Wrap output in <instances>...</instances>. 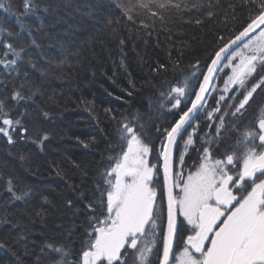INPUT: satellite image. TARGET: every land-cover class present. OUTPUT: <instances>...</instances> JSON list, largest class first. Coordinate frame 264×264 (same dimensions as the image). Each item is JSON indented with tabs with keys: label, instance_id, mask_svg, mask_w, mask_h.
I'll return each instance as SVG.
<instances>
[{
	"label": "snow or ice",
	"instance_id": "obj_1",
	"mask_svg": "<svg viewBox=\"0 0 264 264\" xmlns=\"http://www.w3.org/2000/svg\"><path fill=\"white\" fill-rule=\"evenodd\" d=\"M6 3L7 0H0V9L16 16L21 32L28 29V40L23 41L20 32L0 27V35L7 31V36L13 38L12 42L0 40L6 49L4 56L11 53L12 57L0 59V65L5 73L22 77L18 86L13 84L10 96L0 91V136L9 145H14L17 139H31L43 145L49 135L44 132L38 139H32L30 133L37 131V127L35 123L24 122L25 115H32L27 109L17 117L11 116L21 102H34L33 97L42 94L39 78L30 77L28 71L21 72L18 66V61H25L22 53H26L29 45L39 47L31 26L21 19L34 15L37 5L34 0H22L23 13H20L10 5L6 7ZM230 7L235 13L236 6ZM240 7L248 11L247 22L227 40L222 35L218 37L220 44L206 65V72H200L203 79L198 81V89L193 90L187 82L170 86L167 99L173 109L180 111L162 133L156 127L155 132L164 137L158 148L146 139L149 132L141 114L131 119L124 116L117 122L119 153L109 155V165L94 181L95 194L85 204L87 240L79 259L72 258L73 253L66 245L29 240L25 235L30 231L27 226L5 218L2 222L9 226V232L17 228L21 231L14 240L18 247L0 242V251L4 253L0 264H129V257L132 264H154L153 258L158 264H173L174 255L175 264H264V96L258 103L255 100L258 91L264 93V0H241ZM115 8L119 16L115 20L109 18L108 26L126 20L129 23L125 28L135 31L137 38H141L139 29H143L147 37L157 33L159 42L157 21L169 33L166 39L172 40L167 21L175 23L179 19L189 23L183 13L199 11L202 5L190 0H115ZM133 9L139 11L134 13ZM206 15L212 18L215 12L207 11ZM195 23L202 21L197 18ZM137 24L138 29L131 28ZM124 42L120 40L121 45ZM26 63L40 77L47 75L30 57ZM150 70L158 74L167 71V65L158 63ZM221 72L225 73L223 94L216 100V107L207 113L208 131L200 136L203 150L196 171L189 172L185 178V153L196 145L195 137L200 130L198 116L205 108L213 80ZM127 94L133 95L131 91ZM186 96L190 106L183 101ZM9 99L14 103L6 111ZM254 104L259 110L255 124L243 126L247 115L256 113ZM37 111L45 119L50 116L39 106ZM181 142L183 150L177 161L175 151ZM153 154L157 163L150 159ZM19 159L24 160V155ZM160 161L162 186L156 179ZM177 163L180 171L176 170ZM57 175L63 173L57 170ZM7 191L11 201L23 203H27L31 193L28 188L18 193L11 178L7 181ZM43 199L49 203L47 197ZM67 204L72 206V201L68 200ZM35 214L40 216L41 212ZM182 231L184 247L176 255L175 245Z\"/></svg>",
	"mask_w": 264,
	"mask_h": 264
},
{
	"label": "trees",
	"instance_id": "obj_2",
	"mask_svg": "<svg viewBox=\"0 0 264 264\" xmlns=\"http://www.w3.org/2000/svg\"><path fill=\"white\" fill-rule=\"evenodd\" d=\"M34 2L37 5L35 14L21 19L31 26L39 47L29 45L26 53H22L25 61H18V66L21 72L28 71L30 77L39 78L42 94L33 97L34 102H21L11 116L17 117L19 112L27 109L32 115H25L24 122L35 123L37 127V131L30 133L32 139H38L44 132L48 133L49 139L43 145L33 143L31 139H17L14 145H9L6 138L0 136V242L18 247L14 240L21 229L9 232V226L2 222L7 218L27 226L30 231L25 235L29 240L37 244L55 241L66 245L73 253L72 258L78 260L87 240L85 204L95 194L94 181L109 165V155L119 153L117 122L124 116L131 119L137 113L141 114L149 132L146 139L158 148L164 137L155 132L156 127L162 133L178 118L180 111L173 109L167 99L170 86L187 82L193 90L198 89V81L203 78L200 72H205L210 57L220 44L218 37L222 35L227 40L238 31L247 22L248 11L240 7L241 0H190L202 8L183 13L184 19L191 21L189 23L179 19L175 23L167 21L172 40L166 39L169 33L163 31L164 25L157 21L158 42L157 33L147 37L143 29H139L141 38H137L135 31L125 28L129 23L126 20L108 26L109 18L115 20L119 16L115 0ZM9 5L13 11L23 13L22 0H7L6 7ZM209 5L213 7L209 8ZM230 5L236 6L235 13ZM136 11L139 9H133L134 13ZM207 11H214L215 15L209 18ZM197 18L201 24L195 23ZM0 27L20 32L22 40H28V29L21 32L16 16L4 9H0ZM131 28L138 29L139 25H131ZM5 39L13 40L7 36V31L0 35V40ZM121 39L125 41L123 45ZM5 51L0 44V59H11V53L4 56ZM29 57L47 73L45 77L28 67L26 60ZM158 63L166 64L167 71L153 73L150 69ZM21 78L15 73H5L0 65V91L10 96L13 84L18 86ZM224 78V72L218 74L205 108L198 116L200 130L195 137L196 145L190 146L185 153L184 176L199 164L203 150L200 136L208 131L207 113L216 107V100L221 95L216 86H221ZM6 81L10 83L6 84ZM129 91L133 95L129 96ZM161 92L165 95L161 96ZM183 101L190 105L189 97H184ZM13 103L7 100L5 110ZM37 106L48 111L49 118L45 119ZM258 114L257 108L255 114L247 115L243 126L254 125ZM182 150L183 142L175 151L177 161ZM22 154L24 160L19 159ZM150 159L157 163L155 154ZM57 170L63 175L58 176ZM176 170L180 171L178 163ZM10 178L18 193L25 188L31 190L27 203L11 201L7 191ZM156 179L162 186L160 173ZM81 193H84L83 197ZM44 197L49 203L44 202ZM68 200L72 201V206L67 204ZM36 211L41 215L37 216ZM184 235L182 231L176 242V255L182 248ZM3 256L0 251V257ZM128 259L132 264L131 257ZM153 259L154 264H158Z\"/></svg>",
	"mask_w": 264,
	"mask_h": 264
},
{
	"label": "rangeland",
	"instance_id": "obj_3",
	"mask_svg": "<svg viewBox=\"0 0 264 264\" xmlns=\"http://www.w3.org/2000/svg\"><path fill=\"white\" fill-rule=\"evenodd\" d=\"M226 71H227V70H226ZM224 79H225V78H224ZM224 79H223V81H222V85H221V86H218V85L216 86V89H217L216 91H219L221 94H223V93H222V90H223V88H224ZM225 95H226V94H225ZM262 96H264V93H260V92L258 91V94H257L256 97H255V100H256L257 103L261 100V97H262ZM254 106H255V104L253 105V107H254ZM195 171H196V169H195L193 172H195ZM188 174H189V173H188ZM188 174H187V175H188ZM187 175H185V178L187 177ZM183 247H184V246H183ZM183 247H182V248H183ZM182 248H181V250H182ZM181 250H180V251H181Z\"/></svg>",
	"mask_w": 264,
	"mask_h": 264
},
{
	"label": "water",
	"instance_id": "obj_4",
	"mask_svg": "<svg viewBox=\"0 0 264 264\" xmlns=\"http://www.w3.org/2000/svg\"><path fill=\"white\" fill-rule=\"evenodd\" d=\"M210 63V62H209ZM207 70V69H206ZM206 70H205V72H206ZM203 79V78H202ZM215 80V79H214ZM214 80H213V82H212V85H213V83H214ZM212 88V87H211ZM211 88H210V90H211ZM208 96V95H207ZM190 106V105H189ZM161 163H160V165H161V168H160V174H161V180H162V185H163V170H162V161H160ZM165 218H166V198H165ZM171 259L173 260V257H171Z\"/></svg>",
	"mask_w": 264,
	"mask_h": 264
},
{
	"label": "flooded vegetation",
	"instance_id": "obj_5",
	"mask_svg": "<svg viewBox=\"0 0 264 264\" xmlns=\"http://www.w3.org/2000/svg\"><path fill=\"white\" fill-rule=\"evenodd\" d=\"M183 239H184V238H183ZM183 239H182V247L184 246V244H183ZM175 251H176V245H175ZM174 256H175V255H174ZM174 256H173V260H174V258H175ZM173 260H172V261H173Z\"/></svg>",
	"mask_w": 264,
	"mask_h": 264
}]
</instances>
